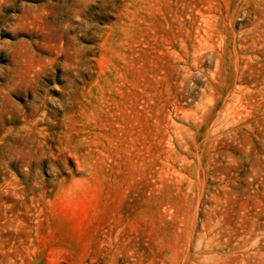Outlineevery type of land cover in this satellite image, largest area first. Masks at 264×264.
<instances>
[{"label": "rangeland", "instance_id": "obj_1", "mask_svg": "<svg viewBox=\"0 0 264 264\" xmlns=\"http://www.w3.org/2000/svg\"><path fill=\"white\" fill-rule=\"evenodd\" d=\"M0 264H264V0H0Z\"/></svg>", "mask_w": 264, "mask_h": 264}]
</instances>
